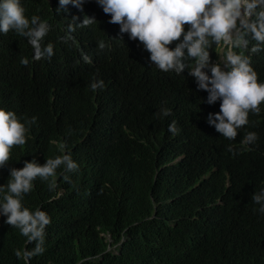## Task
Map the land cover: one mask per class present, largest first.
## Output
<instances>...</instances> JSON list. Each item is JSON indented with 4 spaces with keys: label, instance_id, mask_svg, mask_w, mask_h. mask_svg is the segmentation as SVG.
Listing matches in <instances>:
<instances>
[{
    "label": "clouds",
    "instance_id": "1",
    "mask_svg": "<svg viewBox=\"0 0 264 264\" xmlns=\"http://www.w3.org/2000/svg\"><path fill=\"white\" fill-rule=\"evenodd\" d=\"M44 6L69 33L102 20L109 51L115 39L129 36L143 45L152 65L161 72L183 74L187 70L195 80L196 90L208 94L199 114L200 134L230 141L228 150L234 155L233 148L249 151L256 147L257 129L238 134L245 125L256 127L264 106V0H44ZM51 30V24L40 16L28 18L22 0H0V34L12 31L24 37L31 51L29 57L21 60L10 50L11 56L19 60L15 72L6 66L0 53V236L20 233L26 238L24 249L16 250V257L31 264L33 258L46 251L51 216L41 205L31 207L24 201L25 196L42 195L46 189L50 192L49 205L60 206L67 201V227L72 234H79L82 226L98 231L107 220V210L114 212L115 222L127 218L140 202L131 201L129 210H125L129 190L137 189L151 201L146 220L159 215L175 222L171 219L173 201L180 192L188 195L183 199L188 201L187 207L194 201L199 202V208L213 200L220 202L215 193L203 198V182L211 175L216 177L214 165L195 168L184 152L157 160L152 168H142L140 181L132 177L127 168V142L118 144L119 120L124 112L135 124V114L129 111L133 110L132 105L125 102L124 95L136 99L144 87L137 81L127 82L120 91L119 79L111 81L110 86L104 85L103 80H98L101 66L97 58L86 56L70 70V75L91 83L93 96L83 99L81 109L73 107L80 93H68L66 81L57 82L55 66L46 61L55 54L53 43L46 40ZM173 42L174 47H170ZM213 44L216 58L212 60ZM221 45L223 56L219 58ZM99 47L103 49L105 44L101 42ZM73 49L87 51L89 46L80 43ZM34 61L38 63L27 81L29 103L18 106L22 64L27 66ZM45 80L46 85L53 86L52 93L42 83ZM71 85L74 88L76 84ZM169 90L162 84L154 86L148 107L158 116L172 115L167 108ZM50 95L56 96L50 108L71 113L55 122L47 135L46 119L39 113L44 109L38 102ZM251 115L255 118L249 123ZM197 126L193 124L194 129ZM122 129L128 132L127 126ZM141 130L151 133L161 129L150 121ZM168 130L173 135L178 131L175 121ZM194 138L195 132L189 128L187 147ZM128 150L135 151V159L140 160L138 148ZM104 188L108 205L100 207L96 195ZM251 199L255 215L264 216V187L254 192ZM130 225H123L116 235L100 232L109 264H140L135 259L138 242L133 243L132 239L136 234H128ZM235 239L226 249L235 262L252 258L253 264H264V251L257 254L254 246L253 255L245 254L242 234ZM27 244L34 246L29 249ZM115 255L122 260L110 257ZM171 256L170 264L188 261L174 250ZM154 259L153 264H164V260ZM0 264H6L5 256Z\"/></svg>",
    "mask_w": 264,
    "mask_h": 264
},
{
    "label": "trees",
    "instance_id": "2",
    "mask_svg": "<svg viewBox=\"0 0 264 264\" xmlns=\"http://www.w3.org/2000/svg\"><path fill=\"white\" fill-rule=\"evenodd\" d=\"M22 3L29 19L33 15H38L52 26L46 40L53 43L55 54L51 60L46 59V61L55 66L56 81H66L68 93H80L73 107L81 109L83 99L93 96L91 83H87L83 77L72 78L70 75V70L86 56L97 58L101 66V76L98 80H103L104 85L110 86L111 81L119 79L120 91L127 82L137 81L144 87L145 91H138L136 99L124 95L125 102L131 104L134 110L129 109L135 114V124L124 112L121 113L119 120L118 144L127 142L125 149L130 160L127 168L131 169L132 177L140 181L142 168H152L157 160H167L173 154L184 152L189 158L190 165L195 168L214 165L216 177L211 175L203 182V198L207 199L215 193L220 199V202L213 200L207 204H200L201 208L197 201L187 207L188 201L183 199L188 195L180 192L178 199L173 201L171 219L175 222L170 223V220L159 215L146 220L152 208L151 201L141 191L129 190L130 194H127V191L125 196V210H129L131 201L140 200V202L127 218L115 222L114 212L107 210L105 213L107 220L98 231L82 226L79 234H72L67 227L70 211L66 200L60 206L49 205L50 202L47 201L49 189H46L42 195L29 194L24 197L25 203L31 207L41 205L46 212H49L52 220L46 236V251L43 255L33 258L31 264H109L108 253H103L106 242L104 237L100 236V232L108 231L116 235L123 225L128 224H131L128 234H136L132 239L133 243L136 240L138 242L135 259L140 264H153L156 257L164 260V264H170L173 250L188 258L186 264H253L252 258L235 262L233 255L226 249L236 240L238 234H242L245 254L253 255L254 246L257 254L264 251V216L255 215L254 202L251 199L254 192L264 187V106L261 108L256 127L245 125L238 134L257 129L259 139L256 147L249 151L233 148L236 151L234 155L228 150L230 141L222 138L216 140L212 137L205 138L200 134L202 118L199 114L208 94L196 90L195 80L188 75L187 70L183 74L161 72L152 65L150 54L143 45L138 40H131L129 36L115 39V45L109 51L102 20H97L82 31L69 33L62 23L50 16L45 9L44 0H22ZM187 27L188 25H185V29ZM26 42L24 37L12 31L6 35L0 34V53L6 66L13 72L16 71L19 60L11 56L10 50L17 53L21 60L23 57H29L31 51ZM101 42L105 44L103 49L99 47ZM80 43L87 44L89 49L74 50L73 48ZM175 43L173 42L170 47H174ZM215 49L216 44H213L212 60L216 58ZM37 63V61L30 62L27 66L22 64L18 82L21 93L18 106L25 107L29 103L27 81ZM258 73L260 75V72ZM71 82L76 84L74 88H71L72 85L69 86ZM42 83L48 92H53V86L46 85L47 80ZM155 84L170 87L167 108L171 109L172 115L168 117L161 114L158 116L148 107ZM55 98L54 95L45 96L38 102L44 109L39 113L46 119L47 135L52 132L55 122L62 121L71 113V111L67 113L58 111L56 107L50 108ZM216 104L220 107L219 101ZM31 105L37 108L32 100ZM253 118L255 115H251L249 123L253 122ZM150 121L153 126L161 130L151 133L141 130L143 126H148ZM173 121L178 130L174 135L168 130ZM194 123L198 124L196 129L193 128ZM123 125L127 126L128 132L122 129ZM189 128L194 130L195 138L187 147L185 139L189 137ZM130 147L140 150V160L135 159V151L128 150ZM106 193L107 189L104 188L96 195L100 207L108 205ZM25 240L26 238L20 233L0 236V259L5 256L6 264H24L22 259L16 257L15 252L24 249ZM27 245L29 249L34 246ZM115 256L110 257L116 258L117 261L123 258ZM81 259L84 260L78 262Z\"/></svg>",
    "mask_w": 264,
    "mask_h": 264
},
{
    "label": "rangeland",
    "instance_id": "3",
    "mask_svg": "<svg viewBox=\"0 0 264 264\" xmlns=\"http://www.w3.org/2000/svg\"><path fill=\"white\" fill-rule=\"evenodd\" d=\"M222 51H223V45H221V48H220V50H219V58L223 56Z\"/></svg>",
    "mask_w": 264,
    "mask_h": 264
}]
</instances>
